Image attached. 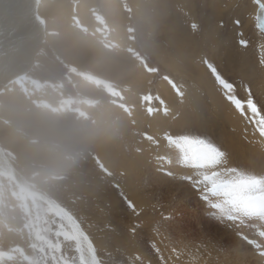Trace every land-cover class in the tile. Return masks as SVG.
Instances as JSON below:
<instances>
[{
  "label": "rangeland",
  "instance_id": "rangeland-1",
  "mask_svg": "<svg viewBox=\"0 0 264 264\" xmlns=\"http://www.w3.org/2000/svg\"><path fill=\"white\" fill-rule=\"evenodd\" d=\"M159 1L140 0L143 5L140 14L136 13L139 11L137 0H120L115 6L122 11L118 14H113L115 8L102 7V0L50 2L54 9L48 11V18L54 24L51 32L58 34L65 25L64 18L55 13L57 7L64 11L68 9V18L75 22V25L70 23L75 28L73 32L82 34L88 53L95 55L93 62L88 67L71 65L63 56L55 54V48L46 44L35 67L26 74L13 77L0 88V96L8 93L9 98L16 97L14 102L19 100L27 112L36 111L41 115L45 114L48 105L56 114L55 101L60 100L61 109L66 110L67 106L71 116L77 114L74 119L80 121L83 128L89 127L90 123L94 125L103 111L105 119L100 125L104 129L111 128L112 123L121 124L122 117L125 122L128 120L133 130L130 135L135 133L144 142L154 140L151 162L155 171L150 172L151 179L145 174L139 176L140 194L135 195L132 185L122 179L124 171L116 170L123 168V151L108 156L110 162H107L83 138L80 142L64 137L59 141L54 136L37 139L17 126L14 128L21 131L20 135H28L34 143L46 144V153L54 151L61 161L62 171L48 162L34 161L38 166L30 167L29 158L23 153L18 156V161L13 159L30 183L48 191L52 198L57 196V201L75 214L89 235H97L100 241L114 238L110 240V251L108 247L98 250L103 264H186L179 251L181 247L191 253L197 251L204 260L201 264L242 263L243 252H249L253 258H262L260 263L264 264V255H261L264 237L259 235L264 231V221L243 217L235 225L219 223L213 210L183 179L192 174L191 170L173 163L167 166L176 174L169 177L163 174L165 164L161 162L166 156L174 158L176 145L197 150V145H188L183 138L205 136L226 150L229 166H236L248 175L264 176V137L240 114L238 119L243 125L234 126L235 122L227 120L222 111L220 113L213 99L214 85L224 98L228 94L217 79L218 72L234 86L235 96L247 101L250 89L251 96L264 109V34L255 15L256 5L253 0H165L161 14L160 4L153 6ZM260 1L264 3V0ZM14 2L0 0V59L8 55L26 30L24 23L25 29L14 19ZM116 22L120 25H114ZM173 27L178 29V38L171 39V43L169 34ZM116 29L121 33L118 39L114 37ZM184 35L186 39L191 35L197 53L205 55L202 63L210 86L196 87L193 78L183 71L186 68L196 72L195 65L185 60L189 55L184 53L186 58L183 59L184 54L176 50ZM122 39L131 46L125 43L123 56H118L113 47ZM214 41L218 42L216 48ZM243 42H247V47L241 46ZM188 45H184L187 47L185 52L190 54ZM153 50L159 51L161 56L155 55ZM112 56L120 62L114 61ZM194 58L199 60L198 55ZM107 63L112 65L113 72L121 75L120 78L104 74ZM177 63L181 73L173 67ZM85 77L100 90L101 96L88 97L78 90L76 80L82 81ZM164 79L172 91V103L157 91L158 84ZM85 105L91 106L93 113V118L86 123L82 119ZM3 108L0 102L2 113ZM65 112L68 114L67 110ZM172 112L176 114L172 115ZM141 115L146 118L140 119ZM157 116L160 118L156 119ZM0 118L5 126L1 128L3 130L15 125L4 114ZM119 136L123 137L122 134ZM99 139L104 145L108 143ZM162 148H165L163 153ZM144 160L146 163L140 166L146 171L153 164ZM19 190L0 172V260L16 264H51L54 249L50 243L59 242L56 233L64 219L40 199ZM121 194L136 203L139 215L127 208ZM153 205L157 209H153ZM153 214L157 220L152 219ZM167 216L174 218L172 223L165 220ZM176 224L183 228L176 229ZM102 229L105 232L99 234ZM251 259L247 258L246 264H258ZM196 261L199 262L197 258ZM187 263L190 264L189 260Z\"/></svg>",
  "mask_w": 264,
  "mask_h": 264
},
{
  "label": "bare ground",
  "instance_id": "bare-ground-1",
  "mask_svg": "<svg viewBox=\"0 0 264 264\" xmlns=\"http://www.w3.org/2000/svg\"><path fill=\"white\" fill-rule=\"evenodd\" d=\"M52 1L55 2V0H15L14 3L16 4L15 6L16 16H14V19L18 21V25L21 24L24 29L26 27V30L24 33L20 34V36H23V37H19L17 43L14 44L13 47H11V49L12 48L13 49L8 53V55L0 59V88L3 86L4 83L12 80L13 77L26 74L27 71L35 67L37 64L38 57L40 53L42 52V50L44 49L46 44L51 45L53 48H55V54L59 55L60 57L63 56L64 59L69 61L71 65L74 64L76 66L88 67L91 64V61L93 62V58L95 55L94 53H91V54L88 53V47L84 44V40L82 39V34L79 33L76 35L73 32L75 28L72 27L70 23H73V25H75V22H73L72 19L68 18V9L65 8V11H64L62 7L60 6L57 7V9L55 10V13L60 15L62 18H64L65 21L63 22L65 25L62 28V30L58 32V34L51 32V28L54 24H52L53 20H50L48 18V15H50L48 11L53 9L52 8L53 3H50ZM56 1L58 3L59 0H56ZM119 1L120 0H102V7H105L108 10H113L115 6L119 3ZM224 1L225 0H221V2H224ZM253 2L256 5L255 15L257 17L259 28L264 34V3L261 2L260 0H253ZM157 4H160L159 13L163 14L165 0H160L159 2L154 3L153 6L156 7ZM136 6L139 9V11H137L136 13L140 14V11L143 10V5L142 3H140V0H137ZM82 9L85 10L84 7H82ZM21 10H23V12L18 16L17 14ZM121 12H122L121 9L115 8L113 11V14H118ZM187 14H188L187 15L188 19H190L188 12ZM23 23L25 27L23 26ZM114 25H120V23L116 22L114 23ZM177 31L178 29H175L174 27L170 29V34H169L170 42H171V39L178 38V35L176 34ZM120 35L121 33H118V30L116 29L114 33V37L118 39ZM180 41L182 44L180 46H176L177 53L179 54L186 53V55H189L186 58L184 54V58L183 57L182 58L183 59L186 58L185 60L188 61L189 64L195 65V68H196V72L189 71L186 68L185 70L183 69V71H185V74L188 75L190 78H193V83H195L196 87L197 86L201 87L204 85L206 86L207 84L210 86L209 84L210 80H209L208 73L204 67V64L202 63V56H205V55L200 56L197 53V51L195 50L193 46L194 40L191 37V35H189L187 39L185 38V35H184V37H182ZM80 42H81V45H80ZM214 42H215L214 48H216V46H218L217 44L218 42L217 41H214ZM125 43L127 44V46L129 45L131 46V44H129L130 42H123V39L118 40L117 43L113 47V52L117 54L118 56H123L122 48ZM66 44H70V45H66ZM72 44H75V47ZM184 45L189 46L188 50H190V54L187 53L188 51L185 52L186 51L185 48L187 47H185ZM153 51L155 55L161 56V53L159 51H156V50H153ZM196 53L199 56V60H196L194 58V56H197ZM111 58H113L114 61L120 62L118 59H115L114 56H112ZM178 63L174 64L173 67H175L174 69L176 71L181 73V69H180L181 66ZM94 64H97V62L94 61ZM105 71L106 72L104 74L107 76L115 75L117 79L121 77V75H119L118 72H113V67L110 63H107V66H105ZM144 78H145V74H144ZM73 81H75V79H73ZM76 82H77L78 90L81 93L85 94L86 96L88 97L101 96L100 90L94 88L91 81L89 80V77L83 78L82 81L76 80ZM214 88L216 90V93H213V99H214L215 106L219 108L220 113L221 111L223 112L227 120L229 119L235 122L234 126L241 127L243 124L238 119L240 117L239 113L224 98L223 93L221 91L219 92L217 91V88L215 85H214ZM157 91L159 94L163 95V97L167 101L172 103L171 99L173 98V94L171 93L172 92L171 89L167 86L165 79L162 80L158 84ZM8 95L9 94L7 93V94H3L0 96L1 106L4 107L2 109L4 113H2L0 110V115L3 116L4 114L5 118L10 120L12 124L14 123L16 126H21L27 132L32 133L33 134L32 136H34L35 138L49 139L51 138V136H54L53 138H57L59 141H61L62 138L64 137L69 140L72 139L73 141L77 140L78 142H80L79 140L80 138H83L87 141V143L89 142L92 150L93 149L96 150L95 152L101 155V157L104 158L107 162H110V160L107 158L108 156L110 155L113 156L115 152L120 153L123 151L124 157H125V161L123 162L124 164L123 168H118L116 170L124 171L125 177H122V179H124L126 183L132 185V188L134 189L133 192L135 195H138L141 192L140 185H139V180H140L139 176L141 174H145L147 176H150V179H151L152 174H150V172L155 171V166L153 162H151L153 161L154 152H155L154 145H153L154 140L144 142L137 134L133 133L130 135V130L133 131L132 125H129L128 120H126V122L122 120L124 119L123 117L120 118L121 124L113 125L112 123L110 124L111 126L109 125L111 128L104 129L100 125V123H102V121L105 119L104 117L105 111H103L100 117L96 120L94 125L93 123L88 122L90 123L89 127L83 128V126L80 124V121L78 122L77 119H74L77 114H75L74 116H71L69 108L67 106L65 107H66V110L68 111V114H66L65 109L64 111L61 109L62 102H60V100H57V102L55 101V107L57 111L56 114L53 112V110H51V108L48 105V107L45 108V114L41 115L42 113H39L36 111H34L36 113L27 112L26 111L27 109L21 104L19 100L14 102L16 100V97L9 98ZM59 97H61V94L57 98ZM173 114H176V112H172V115ZM66 116H71L72 118L64 119V117ZM91 118H93L91 106L85 105L82 119L85 120V123H86V121H90ZM145 118L146 117L144 115L140 116V119H145ZM157 118H160V116H157L156 119ZM82 119L80 118V120ZM39 120H44V121L38 122ZM3 127L5 126L0 123V129ZM9 131L16 136H14L11 139L8 138L9 136H3L1 138V141L5 144V148L13 150L18 155H20L21 150H23L25 154L29 158H31L33 161L41 162V163L48 162V163L54 164L56 170L62 171V168L59 165V162L61 161L57 158V155L54 151L52 152V154H48L36 146H30V145L24 144L22 143L23 141L19 137H17L19 136V134L16 132L15 128L9 129ZM49 133L52 135H49ZM120 134H122L123 137H120L119 136ZM99 138H102L105 141V144L107 142L108 143L104 145L100 141ZM43 145L47 146L46 144H43ZM164 149L165 148H162L163 150L162 153L165 152ZM253 153L255 154V151ZM164 154H167V153H164ZM144 159H148L147 160L148 164L149 162H151L150 164H153V165L149 164L150 167H148L149 165L146 164L148 167L147 168L145 165V167L147 168L146 171L144 168H143L144 170H142L141 168L142 166H140L141 164L143 165V162L146 161ZM111 164L116 165V163H111ZM0 172L8 176L20 190H23L27 192L28 194H30L31 196H34L42 200L44 203H46L49 207H51L53 213L60 216L62 219H64L65 214H68L78 220V218L75 216V214L72 211H68L57 201L59 199L57 196H54L52 198L51 194L48 191L34 187L30 183L29 179L22 172V170L19 168V165L11 157L6 155V153L4 152V149H2L1 144H0ZM114 173L117 174V172L115 171ZM119 176H122L120 175V172H119ZM145 184L149 186L148 183H145ZM141 185L143 186V184ZM142 186L141 188L145 187V186L144 187ZM153 209H157L155 205H153ZM152 219L157 220L158 218L154 216ZM106 220L108 221V219ZM79 224L83 232L87 234L91 242L94 244L97 255H98V250L101 251L102 247L110 248L109 251L112 249V247H110L111 246L110 240L114 238L108 237L104 239L103 241H100L97 235L95 234L89 235V233L85 230V228L83 227L80 221H79ZM104 232L105 231L102 229V232L99 231V234L104 233ZM179 251L183 254L182 258L186 261V264H188L187 263L188 260L190 264H201L204 261L202 258L198 256L197 251L191 253L189 250H186L183 247L179 248ZM4 258H7V257H4ZM196 258L199 260V262L196 261ZM241 258L244 261L242 263H237V264H243V263L246 264L245 260L247 258L249 259L252 258L251 260L257 261L258 264H261L260 261H263V259L258 256L253 258L249 252H243L241 254ZM99 260H100V264H103L100 257H99ZM7 261L9 260L2 259L0 260V264H16L15 262L11 263Z\"/></svg>",
  "mask_w": 264,
  "mask_h": 264
},
{
  "label": "snow or ice",
  "instance_id": "snow-or-ice-1",
  "mask_svg": "<svg viewBox=\"0 0 264 264\" xmlns=\"http://www.w3.org/2000/svg\"><path fill=\"white\" fill-rule=\"evenodd\" d=\"M235 23L239 24V21ZM241 46L247 47V42H243ZM216 76L221 87L228 93L225 99L264 137V109L251 96V90L248 89L249 100H241L234 95V86L218 72ZM183 139L188 145H197V150L182 145L174 146V158L166 156L161 159L166 165L162 168L163 174L169 177L176 174L167 166L173 163L190 169L192 174L185 175L183 179L213 210L215 218L221 224L235 225L243 217L264 221V176L248 175L236 166H229L226 150L205 136ZM121 199L133 214L139 215L140 210L134 201L123 194ZM165 220L172 223L174 218L167 216ZM59 228L60 231L56 233L59 242L50 243V247L54 249L51 264H100L94 244L83 232L77 219L65 214L64 222ZM175 228L180 230L183 226L176 224ZM131 231L134 235L135 227ZM167 235L170 236L171 233ZM259 235L264 237V231Z\"/></svg>",
  "mask_w": 264,
  "mask_h": 264
},
{
  "label": "crops",
  "instance_id": "crops-1",
  "mask_svg": "<svg viewBox=\"0 0 264 264\" xmlns=\"http://www.w3.org/2000/svg\"><path fill=\"white\" fill-rule=\"evenodd\" d=\"M0 123L1 124H3L2 123V120H1V118H0ZM14 127H17L16 125H12L10 128H8V129H0V144H1V146H2V149H4V152L6 153V155H8V153H11V155H10V157L13 159H15L16 161H18V154L16 153V152H14L13 150H11V149H8V148H5V147H3V145L2 144H4L2 141H1V138L3 137V136H9L8 138L9 139H11V138H13L12 137V133L9 131V129H12V128H14ZM18 127H21V126H18ZM16 129V132L19 134V136H17V137H19L23 142L22 143H24V144H27V145H30V146H36V147H38L39 149H41V150H43L44 152L46 151V146L45 145H43V144H41V142H37V143H34V142H32V141H30L31 139L28 137V135H20L21 134V131L19 130V129H17V128H15ZM7 131V132H6ZM26 131V130H25ZM2 133H4V134H2ZM38 139V138H37ZM21 153H23L24 155H25V152L23 151V150H21V152H20V154ZM28 157V156H27ZM29 158V157H28ZM13 159V160H14ZM29 166L30 167H37L38 165H37V163H35L31 158H29ZM33 162V163H32ZM20 166V165H19ZM20 192H23V194L24 195H29V197L31 196L30 194H28L27 192H25V191H23V190H19ZM31 197H34V196H31ZM40 201H42V200H40ZM43 202V201H42ZM44 203V202H43Z\"/></svg>",
  "mask_w": 264,
  "mask_h": 264
}]
</instances>
